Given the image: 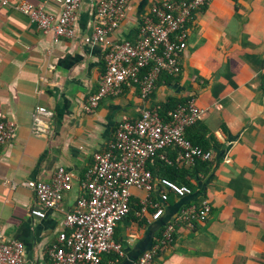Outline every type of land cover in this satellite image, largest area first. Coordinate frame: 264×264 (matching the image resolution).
Returning a JSON list of instances; mask_svg holds the SVG:
<instances>
[{
    "label": "crops",
    "instance_id": "obj_1",
    "mask_svg": "<svg viewBox=\"0 0 264 264\" xmlns=\"http://www.w3.org/2000/svg\"><path fill=\"white\" fill-rule=\"evenodd\" d=\"M21 1L0 0V116L15 123L13 137L0 145V236L24 243V264H53L50 250L61 231H70L65 217L86 193L94 154L108 147L119 123L191 96L206 109L193 132L201 131L213 151L209 170L199 165L188 177L191 195L170 192L158 219L152 218V192L132 187L131 199L144 210L132 207L118 222L114 240L123 254L105 253L102 264H135L182 208L205 202L212 208L207 220L194 227L178 223L173 242L153 264H264V0H208L188 20L177 76L160 75L148 101L129 81L93 113L83 105L99 87L107 47L85 37L104 0H82L72 38L40 29L21 12ZM28 1L60 15L59 2ZM162 1L132 0L111 38L136 39L152 5ZM39 107L49 112L42 115L43 134L33 130ZM59 167L75 174L72 189L58 207L44 208L28 182H51ZM154 199L160 201L158 192ZM32 208L43 209L45 217Z\"/></svg>",
    "mask_w": 264,
    "mask_h": 264
},
{
    "label": "built area",
    "instance_id": "obj_2",
    "mask_svg": "<svg viewBox=\"0 0 264 264\" xmlns=\"http://www.w3.org/2000/svg\"><path fill=\"white\" fill-rule=\"evenodd\" d=\"M51 1L61 4L58 18L43 5L28 0H22L18 7L40 29L52 30L56 38L74 37L76 14L82 0ZM131 1L104 0L94 13L96 21L85 41L105 44L106 70L97 91L83 105L87 113L95 112L104 97L119 93L129 81L140 85L141 97L148 101L161 73L177 76L181 71L177 56L187 48L188 20L208 0L155 3L151 14L141 24L136 39L114 41L110 34L120 27ZM8 3V0H2L3 5ZM148 66L150 68L142 75ZM205 110L192 98L187 104L179 103L169 110L166 117H162L156 108H144L138 119L125 118L119 123L108 147L94 154V164L83 182L86 193L65 217V226L70 231H61L50 250L53 264H102L105 253L123 254V246L114 240V233L118 222L130 212L131 188L151 193L157 187V181L147 167L149 159L157 154L167 159L168 148L178 150L186 166L212 159L211 149L194 144L186 136L187 128L201 120ZM46 114H49L47 108L39 107L34 116L33 130L36 134L47 132L42 118ZM14 131L15 123L0 116V145L7 143ZM74 177L73 172L59 167L51 182L30 181L28 185L34 189L37 201L44 208H56L65 192L72 189ZM159 184L162 188L160 201L151 202L155 208L153 219L163 214V202L168 201L170 192L178 197L193 193L189 185L179 184L168 177L161 178ZM211 209L208 202L200 207L188 205L182 208L174 221L166 226L162 238L144 251L135 264H153L155 258L173 242L178 223L186 222L194 227L195 222L207 220ZM31 213L41 218L46 215L41 208H32ZM23 252V242L6 241L0 236V264H24Z\"/></svg>",
    "mask_w": 264,
    "mask_h": 264
},
{
    "label": "trees",
    "instance_id": "obj_3",
    "mask_svg": "<svg viewBox=\"0 0 264 264\" xmlns=\"http://www.w3.org/2000/svg\"><path fill=\"white\" fill-rule=\"evenodd\" d=\"M187 25H188V23H187ZM179 54L177 56L178 59H179ZM149 68H150L149 66L144 68L141 74L143 75ZM162 74H166L168 76H174V75L164 73V72L161 73L160 75H162ZM157 84H158V81H156L155 89L157 87ZM192 98L193 97L191 96V97L186 98L185 100L174 101V102L172 99H169L168 102L161 104L160 106H158L157 109H158V111L162 117H166L167 112L169 110L175 108L179 103L180 104H187V102ZM200 121L201 120H199L198 122H196L195 124H193L192 126L187 128L186 136L194 144H198L205 149H210V144H207L206 141L203 142V133L201 131H200V133H194L193 132L195 130V128L197 127V125L199 123H201ZM166 158L167 159H163L160 157L159 154H157L156 156L150 158L148 163H147V167L151 170V172L153 173V175L155 177V180L157 181V184H156L157 187L155 188V190L151 194V195H153V196H151V199L153 200V202H155V200H156V199H154L156 192L159 193L162 190V188L159 184V180L161 178L168 177V178L172 179L173 181H175L179 184H186V185H189L190 187L193 188L194 184L190 181V179L188 177L193 176L194 174L197 173V169H198L199 165H205L206 166L205 169L207 171L209 170V164L210 163L208 161H204V160L197 161L195 164L191 165V168H190V166H186L183 157L180 155L179 151L174 149V148H168L166 150ZM192 166H194L193 169H192ZM132 207H133V210L135 209V211L140 212V211H143L144 205L139 203V202H137V204H136V201L131 199L130 210ZM151 211L154 214L155 210L153 209ZM153 214H152V218H153ZM116 229H117V226L115 228V231H116ZM161 238H162V236L157 241H159Z\"/></svg>",
    "mask_w": 264,
    "mask_h": 264
}]
</instances>
